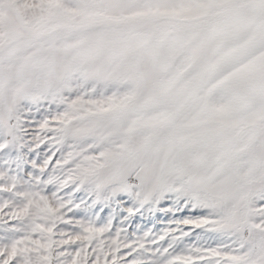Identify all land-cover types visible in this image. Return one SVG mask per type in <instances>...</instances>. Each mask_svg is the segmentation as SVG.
I'll return each mask as SVG.
<instances>
[{"label": "snow or ice", "instance_id": "obj_1", "mask_svg": "<svg viewBox=\"0 0 264 264\" xmlns=\"http://www.w3.org/2000/svg\"><path fill=\"white\" fill-rule=\"evenodd\" d=\"M0 264H264V0H0Z\"/></svg>", "mask_w": 264, "mask_h": 264}]
</instances>
